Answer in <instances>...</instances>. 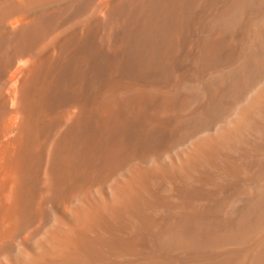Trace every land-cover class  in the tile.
I'll use <instances>...</instances> for the list:
<instances>
[{
	"label": "bare ground",
	"instance_id": "bare-ground-1",
	"mask_svg": "<svg viewBox=\"0 0 264 264\" xmlns=\"http://www.w3.org/2000/svg\"><path fill=\"white\" fill-rule=\"evenodd\" d=\"M98 34L105 59L143 41L168 74L182 53L186 90L124 93L118 67L96 88ZM146 105L165 136L110 138ZM177 140L171 168L85 197ZM262 227L264 0H0V264H264Z\"/></svg>",
	"mask_w": 264,
	"mask_h": 264
},
{
	"label": "rangeland",
	"instance_id": "rangeland-1",
	"mask_svg": "<svg viewBox=\"0 0 264 264\" xmlns=\"http://www.w3.org/2000/svg\"><path fill=\"white\" fill-rule=\"evenodd\" d=\"M94 48H95L94 49L95 50V63H94V69H93L94 75L92 74L91 78H92L93 84H95L96 88H100L101 85H103V82L105 81V78H106V72L110 71L111 73H113V71L115 70L116 67H118V72H119V76H120L119 83H121V84L125 83V85H124L125 88L122 91L124 93L125 92H132V91H144V92H153V93L156 91L166 92L171 87L173 88V86H174L173 90L177 89L179 92H183L186 90L185 88H187L186 82L185 83L181 82L180 86H179L180 77H181L182 73L184 72V70L189 66V62H187V61H185V62L181 61V62H184V64L180 63V59H182V56H183L182 53H179V57H178V54H176L174 56V58H175L174 61H175V64H177V65H176L175 73H173V74L169 73L171 75L170 76L168 73H166V70L163 71L164 65H162L163 64L161 61L162 59L160 58V56L157 55L156 52H154L152 45H148L147 42H143V41L135 42V45L131 47L132 49L130 48V51L128 53H126L122 57H120L119 55H112V56H110L109 60L105 59L108 57V56H105V55H107L106 52H108V49H107V47L104 46L103 35L98 34L96 42L94 44ZM80 51H81L80 56L82 58L80 59L81 61L79 62V66H81V67L78 66L79 69L76 70V72H77L76 76H78L79 82H80V84H82L83 82H85V73H86L85 67H84V61H83L84 60L83 57L87 53L86 47L83 46ZM152 57H153V59L151 61ZM176 57H177V59H176ZM158 58H160V59H158ZM158 65H159V67H158ZM181 66H182V68H181ZM161 69H162V71H161ZM178 73H180V74H178ZM71 74L72 73H71V69H70L69 75H71ZM166 76H167V78H166ZM203 77H205V72H203ZM203 80H205V78H203ZM177 82H178V84H177ZM138 87H139V89H138ZM150 108H151L150 106L146 105L144 107H140L139 110H137V111L133 110L132 113L130 112V114L126 115L125 117L124 116H122V118L119 117L120 123H119V125H117L114 128L112 134L110 135V138L111 139L117 138L118 140H121V141L124 140L125 142H129V141H131V142L132 141L149 142L152 139H154L155 137L157 138V137L165 136L167 134L165 131V129H166L165 127L158 125V124H154V125L148 124L142 120V118H141L142 114H144L147 110L149 111ZM192 110H193L192 107H190L188 110L189 112L187 110H185V111L181 112L183 114H179V116L181 117V119H185L186 117L188 118L189 117L188 115H190L189 113H191ZM140 112H141V115H140ZM137 113H139V114H137ZM221 127H222V123H219L215 127H213L211 130H208V131H205V132H202V133L196 135L194 138H192L189 141V143L190 144H196V143L203 141L205 139H212L218 135L219 128H221ZM206 132L208 133V135H206L207 134ZM198 136L199 137L201 136V139L198 138ZM203 136H204V138H203ZM149 137H150V140H149ZM147 139H148V141H147ZM248 140L250 141L249 138H247V141ZM173 143H174V145H171V147L169 146V147H165V148L161 149L156 154L151 156L147 161L135 160V161L131 162L125 168H123L115 177H113L111 179L110 183H107L106 185H98V186L93 187V189H92L93 191L91 190L85 197L89 198V199H95L98 196V194L109 193V186L111 184L118 182L121 176L126 175L127 173H129L132 170L142 169V168H143V170L144 169L153 170L154 168L159 167V166H164V167L166 166V167L171 168L169 163L171 161L172 162L176 161L175 157L180 156L183 152L186 151L185 149H188L190 146V144H188V143L182 144L183 142L181 140H177ZM185 146L187 148H185ZM165 149H167V150H165ZM162 152H163V154H162ZM138 161H139V163H138ZM142 163H144V164H142ZM142 165H143V167H142ZM95 189H97V191L99 190L98 194L95 193V192H97V191H95ZM100 191H101V193H100ZM248 195H249V197L250 196L252 197L254 195V191H250L248 193ZM81 198L82 197L77 198L78 202L83 200ZM262 229H263V227H262ZM262 229L259 228V230L254 232V234L263 233L264 229L263 230ZM188 232H189L188 234H209V230L207 229L205 222L201 223L199 228H197V229L191 228L190 230H188Z\"/></svg>",
	"mask_w": 264,
	"mask_h": 264
}]
</instances>
